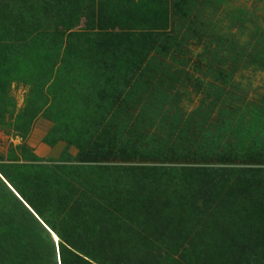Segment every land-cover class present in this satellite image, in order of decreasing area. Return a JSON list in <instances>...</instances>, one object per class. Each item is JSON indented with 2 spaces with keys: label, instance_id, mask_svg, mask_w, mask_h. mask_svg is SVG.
<instances>
[{
  "label": "rangeland",
  "instance_id": "obj_1",
  "mask_svg": "<svg viewBox=\"0 0 264 264\" xmlns=\"http://www.w3.org/2000/svg\"><path fill=\"white\" fill-rule=\"evenodd\" d=\"M0 170L77 264H264V0H0Z\"/></svg>",
  "mask_w": 264,
  "mask_h": 264
},
{
  "label": "trees",
  "instance_id": "obj_2",
  "mask_svg": "<svg viewBox=\"0 0 264 264\" xmlns=\"http://www.w3.org/2000/svg\"><path fill=\"white\" fill-rule=\"evenodd\" d=\"M1 171V170H0ZM4 175V177L13 185V187L18 191V193L29 203V205L34 209L35 213L25 204V202H23V200H21L18 195L14 192V190L12 188H10V186L7 184V182L5 180H3L0 177V209H2V205L4 206V204H6V200H5V194L8 195L10 197V199L16 203L18 205V207L20 208L19 210L22 211L27 219L36 224L41 230H43L47 236L49 237V239L52 242L53 245V254H54V260H55V264H77V261L80 259L79 256H77L76 254H74L72 256V260H69L67 258L66 255V243L64 240L63 235L61 234V232H57L53 229V227L50 225L49 221L44 218L43 214L40 213V211L38 209L35 208V206L29 202V200L25 197V195L21 192L20 188L15 184V182L10 179L3 171H1ZM5 207V206H4ZM7 207V212L12 216V220L13 222L12 225H19L20 228L23 229V232L17 233V232H13V234L11 235L16 236L19 234H23V238L20 237L18 239V241H22L24 238H26L27 234H26V230H30L31 228L29 227V225L23 224L21 223V221L19 220V218L17 217V214L15 213L16 210L12 207ZM14 209V210H13ZM40 217H38L37 215ZM1 218V216H0ZM41 219V220H40ZM45 224L52 230L55 231L57 233V235L59 236V241H57L53 236V234L46 228ZM26 229V230H25ZM22 236V235H19ZM15 237V239H16ZM14 238V237H13ZM26 243V240H23ZM16 242V240H15ZM25 255V253H24ZM26 256H30V254H27Z\"/></svg>",
  "mask_w": 264,
  "mask_h": 264
},
{
  "label": "bare ground",
  "instance_id": "obj_3",
  "mask_svg": "<svg viewBox=\"0 0 264 264\" xmlns=\"http://www.w3.org/2000/svg\"><path fill=\"white\" fill-rule=\"evenodd\" d=\"M0 177L7 182V184L14 190V192L18 195V197L25 202V204L35 213L34 209L29 205V203L18 193V191L13 187V185L3 176V173L0 171ZM37 215V214H36ZM38 216V215H37ZM39 217V216H38ZM40 218V217H39ZM41 220V219H40ZM53 236L57 240H59V236L55 231H53Z\"/></svg>",
  "mask_w": 264,
  "mask_h": 264
},
{
  "label": "water",
  "instance_id": "obj_4",
  "mask_svg": "<svg viewBox=\"0 0 264 264\" xmlns=\"http://www.w3.org/2000/svg\"><path fill=\"white\" fill-rule=\"evenodd\" d=\"M46 228L53 234V231L45 224ZM56 240V243H57V238L55 239Z\"/></svg>",
  "mask_w": 264,
  "mask_h": 264
}]
</instances>
